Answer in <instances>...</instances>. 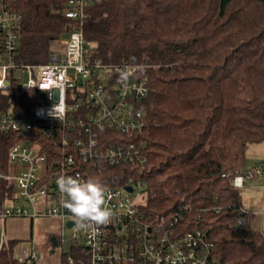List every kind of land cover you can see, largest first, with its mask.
<instances>
[{"label": "trees", "instance_id": "obj_1", "mask_svg": "<svg viewBox=\"0 0 264 264\" xmlns=\"http://www.w3.org/2000/svg\"><path fill=\"white\" fill-rule=\"evenodd\" d=\"M64 2H17L21 61H48L53 43L74 22ZM87 11L84 36L93 54L145 65L138 74L147 78L149 93L138 103L144 127L132 136L145 142L144 163L84 162L86 179L104 187L140 180L146 194L140 209L160 219L182 207V226L207 232L215 264H264V235L233 184L248 171L247 145L264 141V0H100ZM0 99L4 106L33 104L18 87ZM121 137L109 130L102 141ZM21 139L0 132V172L8 170V151ZM12 192L0 177V201ZM17 241H6L0 264H23L14 256Z\"/></svg>", "mask_w": 264, "mask_h": 264}, {"label": "built area", "instance_id": "obj_2", "mask_svg": "<svg viewBox=\"0 0 264 264\" xmlns=\"http://www.w3.org/2000/svg\"><path fill=\"white\" fill-rule=\"evenodd\" d=\"M18 1L0 0V95L18 87L32 95L33 104L28 109L14 103L4 106L0 99V132H16L22 137L8 151V170L0 172L13 187L12 194L0 201V256L7 241L3 231L6 218L34 219L43 214L62 220V232L56 237L63 244L71 239L64 253L67 264H215L207 232L182 226V207L160 219L140 209L146 194L143 182L133 177L122 186L104 187L105 207L113 212L109 224L98 230L75 226L71 213L61 207L57 177L85 180L84 162L95 166L101 161L144 163L141 148L145 142L137 143L132 136L144 127V111L138 103L149 93L147 78L135 72L137 64L108 62L93 54L84 36V22L88 6L100 0H65L64 13L74 22L66 36L54 42L57 46L52 45L48 61H21L18 43L23 13ZM125 68L134 74L121 82L118 69ZM109 130L123 137L103 142L104 132ZM261 172L256 168L239 174L233 184L242 187L246 179ZM65 228L71 229L70 237ZM260 231L264 235V222ZM14 256L23 264L40 260L33 238L28 245L18 240Z\"/></svg>", "mask_w": 264, "mask_h": 264}, {"label": "rangeland", "instance_id": "obj_3", "mask_svg": "<svg viewBox=\"0 0 264 264\" xmlns=\"http://www.w3.org/2000/svg\"><path fill=\"white\" fill-rule=\"evenodd\" d=\"M57 46V43H53ZM246 167L248 170L262 169V172L254 178L246 179L245 184L240 187L244 207L254 213L252 224L260 230L263 223L264 213V141L249 143L246 149ZM261 165V166H260ZM141 190V188L139 187ZM145 195V194H144ZM142 203L146 201L144 198ZM260 219V222L258 219ZM257 220V222H256ZM0 222V232L2 231ZM63 228L62 220L58 217L40 215L34 219L26 216L8 217L4 221V234L6 240L18 239L25 245L33 238L40 260L38 264H61L63 254L69 250L71 239L65 244L54 245L52 236L59 237ZM64 233L70 237L71 229L65 228Z\"/></svg>", "mask_w": 264, "mask_h": 264}, {"label": "clouds", "instance_id": "obj_4", "mask_svg": "<svg viewBox=\"0 0 264 264\" xmlns=\"http://www.w3.org/2000/svg\"><path fill=\"white\" fill-rule=\"evenodd\" d=\"M135 61V58H132ZM146 69L143 64L135 65V72L142 73ZM119 80L126 82L134 73L118 69ZM57 186L62 194L61 207L72 215V220L78 229L93 226L96 230L106 226L113 219L111 209L105 207V188L96 179L89 177L81 180L79 177L60 175Z\"/></svg>", "mask_w": 264, "mask_h": 264}, {"label": "water", "instance_id": "obj_5", "mask_svg": "<svg viewBox=\"0 0 264 264\" xmlns=\"http://www.w3.org/2000/svg\"><path fill=\"white\" fill-rule=\"evenodd\" d=\"M80 83H81V80H80ZM126 189L129 190V191H132L133 190V188L131 186H127ZM72 224H73L72 221H69L68 222V226H71ZM51 241L53 242L54 245H57L58 244V241H57V237L56 236H52L51 237Z\"/></svg>", "mask_w": 264, "mask_h": 264}, {"label": "crops", "instance_id": "obj_6", "mask_svg": "<svg viewBox=\"0 0 264 264\" xmlns=\"http://www.w3.org/2000/svg\"><path fill=\"white\" fill-rule=\"evenodd\" d=\"M246 169L248 170V168L246 167ZM249 171V170H248ZM246 182V181H245ZM256 219H258L259 220V222H260V219L257 217ZM256 222H257V220H256ZM263 222H264V214H263ZM263 224V223H262ZM253 226H254V224H253ZM256 229H257V224H256V226H254Z\"/></svg>", "mask_w": 264, "mask_h": 264}]
</instances>
